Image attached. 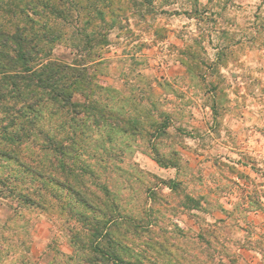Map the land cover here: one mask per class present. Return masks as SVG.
I'll return each instance as SVG.
<instances>
[{"label":"rangeland","instance_id":"obj_1","mask_svg":"<svg viewBox=\"0 0 264 264\" xmlns=\"http://www.w3.org/2000/svg\"><path fill=\"white\" fill-rule=\"evenodd\" d=\"M108 1L91 72L108 89L106 116L126 131L92 128L83 143L112 237L78 248L82 205L51 185L45 209L25 202L30 174L0 157V174L20 182L12 193L0 185V264H119L112 252L125 264H264V0ZM77 53L62 39L51 57ZM88 91L75 98L97 97ZM40 220L50 224L43 246Z\"/></svg>","mask_w":264,"mask_h":264},{"label":"trees","instance_id":"obj_2","mask_svg":"<svg viewBox=\"0 0 264 264\" xmlns=\"http://www.w3.org/2000/svg\"><path fill=\"white\" fill-rule=\"evenodd\" d=\"M110 6L108 0H0V157L30 174L31 181L23 184L21 193L25 202L45 209L50 205L44 193L49 185L50 190L56 186L74 196L86 212L78 215L84 236L73 232L72 237L78 248L95 245L97 250L104 235L108 240L112 237L104 227L113 219L109 215L104 219V200L84 178L94 175L88 159L95 154L83 142L92 128L126 131L125 121L113 110L115 115L106 116L109 110L100 96L108 89L97 84L91 72L102 62L97 51L104 46L101 28L104 8ZM79 20L83 24L77 31L66 29ZM259 27H264L263 16ZM62 39L78 51L71 62L51 57L55 43ZM84 89L97 97L77 100L75 95ZM54 116L65 118L57 131L46 127ZM31 149L47 154L48 160L30 157ZM4 171L0 185L12 193L20 182ZM32 182L38 185L31 186ZM112 253L116 263L125 264Z\"/></svg>","mask_w":264,"mask_h":264},{"label":"crops","instance_id":"obj_3","mask_svg":"<svg viewBox=\"0 0 264 264\" xmlns=\"http://www.w3.org/2000/svg\"><path fill=\"white\" fill-rule=\"evenodd\" d=\"M49 227L50 224L46 220H40L39 222H36L34 224V229L37 230V232L40 234V235L34 234V238H36L38 244L43 246L44 243L46 242L50 234Z\"/></svg>","mask_w":264,"mask_h":264}]
</instances>
